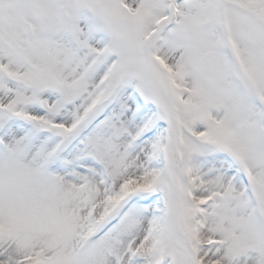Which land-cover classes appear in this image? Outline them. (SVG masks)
I'll list each match as a JSON object with an SVG mask.
<instances>
[{
	"label": "snow or ice",
	"instance_id": "obj_1",
	"mask_svg": "<svg viewBox=\"0 0 264 264\" xmlns=\"http://www.w3.org/2000/svg\"><path fill=\"white\" fill-rule=\"evenodd\" d=\"M0 264H264V0H0Z\"/></svg>",
	"mask_w": 264,
	"mask_h": 264
}]
</instances>
